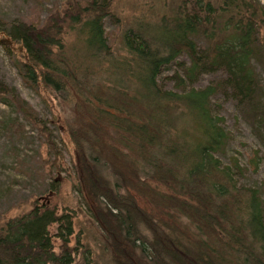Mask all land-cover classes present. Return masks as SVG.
I'll return each instance as SVG.
<instances>
[{
	"label": "trees",
	"instance_id": "obj_1",
	"mask_svg": "<svg viewBox=\"0 0 264 264\" xmlns=\"http://www.w3.org/2000/svg\"><path fill=\"white\" fill-rule=\"evenodd\" d=\"M68 1L66 11L43 21L0 20L11 45L0 44L50 119L37 118L2 82L0 102L47 144L50 171L71 168L61 164L48 125L69 143L75 189L84 188L110 243L130 247H114L118 264H264V201L257 187L236 182L237 158L224 165L217 157L229 135L210 107L215 95L230 100L264 148V83L256 71H264V5L180 0L169 14L132 19L116 34L103 25L113 0ZM181 54L189 59L184 77L176 72L177 90L163 89L158 74ZM203 72L220 75L184 88ZM53 101L69 109L62 122ZM73 218L36 201L3 218L0 264H72Z\"/></svg>",
	"mask_w": 264,
	"mask_h": 264
},
{
	"label": "rangeland",
	"instance_id": "obj_2",
	"mask_svg": "<svg viewBox=\"0 0 264 264\" xmlns=\"http://www.w3.org/2000/svg\"><path fill=\"white\" fill-rule=\"evenodd\" d=\"M180 0H113L112 15L104 19L105 32L119 33L132 19L158 17L169 14ZM264 5V0H256ZM68 0H0V20L4 22H18L38 16L40 21L51 15L66 11ZM56 14L55 16H57ZM6 25L0 23V41L10 44ZM11 45V44H10ZM187 66L189 59L185 54L164 66L157 76V82L163 89L177 90L174 74L183 76L181 66ZM256 71L264 83V71L257 66ZM220 75L219 72H203L195 79H185L184 88H202ZM0 82L15 89L34 111L37 118L47 121L51 117V110L32 88L22 80L16 67L14 57L0 44ZM55 105L56 102L53 101ZM55 105L56 113L62 118L69 109ZM212 113L223 118V126L228 132L229 141L224 149L217 153L222 164L230 165L231 158H237L240 170L233 168L235 180L238 184L257 187L264 201V148L257 139L251 127L240 118L235 105L221 95L211 97ZM51 139L58 150L62 152L61 164L70 167V171H50L51 152L37 131L32 128L22 116L10 105L0 102V221L3 218H15L27 212L31 204L36 201L39 205L54 208L57 214L67 209L74 215L73 235L69 246L77 247L72 264H118L116 249L129 250L119 239L110 243L106 234L108 228L98 216H93L94 204L75 189V157L68 142L61 136L53 124ZM68 149V150H67ZM258 162L254 164L257 157ZM50 157V158H49ZM50 159V160H49ZM52 173V174H51ZM93 208V211L91 208ZM97 219V220H95ZM54 224L50 226L51 234L57 230ZM55 250H60V240L53 238ZM116 243V244H115ZM79 246H78V245ZM88 250L89 253H84ZM141 256L138 250L134 252ZM133 253V254H134ZM144 254V253H143ZM87 255V260L85 256ZM145 255V254H144ZM148 255V253H147ZM131 257V256H129ZM132 257H135L133 255ZM89 259V260H88Z\"/></svg>",
	"mask_w": 264,
	"mask_h": 264
}]
</instances>
